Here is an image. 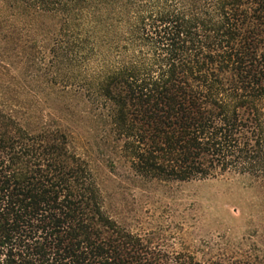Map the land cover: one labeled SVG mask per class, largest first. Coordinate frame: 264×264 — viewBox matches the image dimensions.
<instances>
[{"label":"trees","instance_id":"16d2710c","mask_svg":"<svg viewBox=\"0 0 264 264\" xmlns=\"http://www.w3.org/2000/svg\"><path fill=\"white\" fill-rule=\"evenodd\" d=\"M9 40L39 51L59 107L23 121L0 104V264H264L126 230L72 126L146 179L264 185V0H0Z\"/></svg>","mask_w":264,"mask_h":264},{"label":"rangeland","instance_id":"374dc122","mask_svg":"<svg viewBox=\"0 0 264 264\" xmlns=\"http://www.w3.org/2000/svg\"><path fill=\"white\" fill-rule=\"evenodd\" d=\"M20 36L26 40V31ZM23 48L10 40L0 42V54L7 57L0 63V104L23 121L24 113L46 119L54 114L47 105L56 109L59 99L42 83L39 51ZM72 126L73 149L90 164L105 212L126 230L153 232L175 252L197 260L217 254L264 260L262 183L237 174L187 183L146 179L111 148L96 146V134L81 118L75 117Z\"/></svg>","mask_w":264,"mask_h":264}]
</instances>
